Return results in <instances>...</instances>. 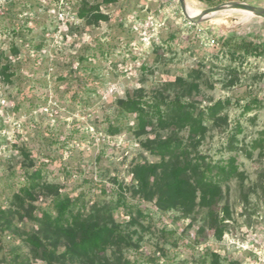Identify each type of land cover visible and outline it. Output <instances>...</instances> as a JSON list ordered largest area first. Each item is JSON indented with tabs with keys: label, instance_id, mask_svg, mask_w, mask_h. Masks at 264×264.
I'll list each match as a JSON object with an SVG mask.
<instances>
[{
	"label": "rangeland",
	"instance_id": "rangeland-1",
	"mask_svg": "<svg viewBox=\"0 0 264 264\" xmlns=\"http://www.w3.org/2000/svg\"><path fill=\"white\" fill-rule=\"evenodd\" d=\"M234 2L264 8V0ZM83 5H99L108 19L79 18ZM251 16L225 12L192 23L178 0H0V52L17 70L11 84L0 78V264H46L29 233L56 250L54 264H264V55L232 57L216 43L235 34L264 46V18ZM86 51L94 54L76 101L73 75ZM128 98L179 100L196 112L222 106L191 139L176 124L139 131L134 115L117 121ZM177 140L187 146L180 161L190 187L206 167L214 177L216 166H235L218 181L213 207L200 204L199 192L176 208L159 198L171 162L148 148ZM36 169L40 185L28 201L19 192ZM65 193L126 237L106 249L107 261L63 258L67 240L22 215Z\"/></svg>",
	"mask_w": 264,
	"mask_h": 264
},
{
	"label": "trees",
	"instance_id": "trees-1",
	"mask_svg": "<svg viewBox=\"0 0 264 264\" xmlns=\"http://www.w3.org/2000/svg\"><path fill=\"white\" fill-rule=\"evenodd\" d=\"M204 3L208 7L228 1L238 0H197ZM114 0H103L104 4H111ZM14 2H10L13 6ZM93 17L95 21H106L108 18L100 12L99 5L90 6L83 5L78 12L79 18ZM217 44L226 50L232 57H252L261 58L264 55V46L258 44L256 40L250 36L232 35L227 38L216 40ZM93 48L92 51H95ZM89 50V49H88ZM91 50V49H90ZM16 49L11 51L12 55L17 56ZM94 54V52H93ZM89 52L83 53L77 58L78 68L73 75L76 79V92L73 93V99L77 101L81 87L86 86L87 78L81 83L80 71H86L89 68ZM4 60V62H3ZM16 66L9 60L8 56L0 52V78L7 84L12 83V79L16 76ZM221 103L207 106L203 110L196 112L195 106L187 102L179 100L163 101V100H142L141 98H128L119 103L117 110V121L125 118L130 119L131 115L135 116V126L139 131H144L147 127L155 124L164 126L168 124H176L180 128H188L189 137L197 139L205 133L203 125L204 115H215L221 108ZM248 111V108H247ZM198 114V115H195ZM121 127L110 128L111 134H117ZM148 151L159 156L161 159H169L171 162L168 169L167 182L161 188H156L160 199H164L165 203L172 208L178 206L192 205L199 192L200 204L202 206H214L217 200L215 191L218 181L227 179L236 172V168L232 163L227 167L216 166V173L210 175V167H206L196 181L195 187L189 186L187 180V165L180 161V156L187 151V146L180 140L175 142H158L151 145ZM27 173V172H26ZM40 169L28 172L25 184L20 189L26 200H33V192L40 185ZM20 194H14V198L20 202H24V198ZM3 211L0 209V215ZM27 221L34 224H41L50 231L60 234L67 240V244L63 248L61 255L63 258H73L74 256H93L107 261L105 256L106 249L121 244L126 240L123 233L116 227L99 224L92 215L85 212L84 204L81 198H71L67 193L58 194L44 208L29 210L22 214ZM11 223L5 226L10 229ZM220 238V235H217ZM26 241L32 246L35 255L46 264H54L57 258V252L47 243L43 242L38 235L29 233ZM17 257L14 258L12 264H17Z\"/></svg>",
	"mask_w": 264,
	"mask_h": 264
},
{
	"label": "water",
	"instance_id": "water-1",
	"mask_svg": "<svg viewBox=\"0 0 264 264\" xmlns=\"http://www.w3.org/2000/svg\"><path fill=\"white\" fill-rule=\"evenodd\" d=\"M180 5L182 15L192 23H200L205 21L209 17L221 12L226 8H230L238 11H246L253 16L264 18V8L255 7L242 2L229 1L225 3L218 4L213 7H209L205 10H202L201 13L196 18H190L187 14V4L185 0H178Z\"/></svg>",
	"mask_w": 264,
	"mask_h": 264
},
{
	"label": "bare ground",
	"instance_id": "bare-ground-1",
	"mask_svg": "<svg viewBox=\"0 0 264 264\" xmlns=\"http://www.w3.org/2000/svg\"><path fill=\"white\" fill-rule=\"evenodd\" d=\"M225 12H236V13H240L243 16L242 21L247 20L250 17H252L251 14L248 13V12H246V11H238V10H233V9H230V8H226V9L222 10L219 13H225ZM200 13H201V11L192 8L191 6H189L187 4V14H188V16L190 18H196Z\"/></svg>",
	"mask_w": 264,
	"mask_h": 264
}]
</instances>
